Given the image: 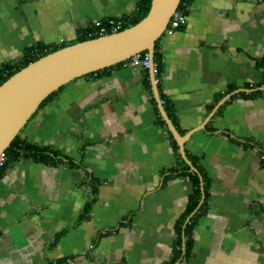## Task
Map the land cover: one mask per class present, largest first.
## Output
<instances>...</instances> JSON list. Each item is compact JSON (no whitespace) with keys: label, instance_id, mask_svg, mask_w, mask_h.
I'll return each mask as SVG.
<instances>
[{"label":"crops","instance_id":"0c3cea01","mask_svg":"<svg viewBox=\"0 0 264 264\" xmlns=\"http://www.w3.org/2000/svg\"><path fill=\"white\" fill-rule=\"evenodd\" d=\"M139 2L0 0V69L31 47L79 40L94 21H128ZM184 11L186 24L156 43V79L208 181L188 254L177 225L197 169L152 71L125 61L64 85L20 132L57 155L4 170L0 264H264V0Z\"/></svg>","mask_w":264,"mask_h":264},{"label":"water","instance_id":"95a60500","mask_svg":"<svg viewBox=\"0 0 264 264\" xmlns=\"http://www.w3.org/2000/svg\"><path fill=\"white\" fill-rule=\"evenodd\" d=\"M181 0H152L149 13L122 31L81 41L60 48L11 76L0 85V154L6 151L41 103L69 82L93 72L128 61L133 55L148 52L154 59L156 43L166 32ZM156 98L161 102L156 75ZM161 114L177 140L184 160L190 135L181 136L168 117L162 102Z\"/></svg>","mask_w":264,"mask_h":264},{"label":"trees","instance_id":"16d2710c","mask_svg":"<svg viewBox=\"0 0 264 264\" xmlns=\"http://www.w3.org/2000/svg\"><path fill=\"white\" fill-rule=\"evenodd\" d=\"M151 1L152 0H140L138 9L136 13L132 16V18L128 21H126L125 26L122 28V30L131 27L141 21L148 13L151 8ZM192 0H181V3L179 5L178 10H184V6L191 3ZM121 30V31H122ZM97 37H80L78 42L94 39ZM70 45V43H65L60 46H36L31 47L28 49V51L25 54L24 60L21 63L18 64H6L1 68L0 71V85L4 83L6 80H8L11 76H13L15 73L20 71L22 68L26 67L30 63L40 59L41 57L54 52L60 48H63L65 46ZM155 60L162 65V58L157 48H155L154 53ZM107 68L99 70L97 72H93L90 74H99L103 71H106ZM159 83V82H158ZM64 86H62L57 91L50 94L40 105L42 107L47 102H49L55 94L61 90ZM39 107V108H40ZM166 109H168L166 107ZM168 111V110H167ZM20 134V133H19ZM19 134L15 137L13 142L11 143L10 147L6 150V153L8 155V161L5 165V167L0 169V178L4 174V170L7 166L11 165L12 163L23 160V159H29L37 162H51L53 163L55 161L57 153L51 152L50 150H47L45 148H40L38 146L26 143L25 141L20 140ZM193 166L196 167L195 161L192 160ZM188 167V166H187ZM189 168V167H188ZM196 172H189V175L191 176L194 184L195 189L194 193L192 194L190 198V205L188 207V210L186 211V214L183 216L181 221L178 222L177 228H178V238L177 243H182V240L185 239V254H188L191 248V231L194 228V226L197 224V221L200 216L205 214L208 211V198L209 193L207 189V179H205V176L203 172L196 167ZM188 172V171H187ZM201 203L200 207L197 209L198 205ZM89 206L87 208V211H89ZM197 209V210H196ZM196 210V211H195ZM195 211V212H194ZM194 213L192 216L191 214ZM191 216V218L188 221V218ZM188 221V222H187ZM180 246V245H179ZM65 260V259H64Z\"/></svg>","mask_w":264,"mask_h":264},{"label":"built area","instance_id":"2783aa9c","mask_svg":"<svg viewBox=\"0 0 264 264\" xmlns=\"http://www.w3.org/2000/svg\"><path fill=\"white\" fill-rule=\"evenodd\" d=\"M186 22H187V16L185 11L177 10L173 14L166 32L171 34L179 27L185 25ZM125 23L126 20L124 19H113V18L100 19L91 23L86 28V30L82 32L81 36L90 38V37H100L111 33H116L122 30V28L125 26ZM128 61L130 62L131 65L139 66L144 69H150L152 73L156 76L160 72V64L155 60V58L152 60L150 54L146 51L133 55ZM155 82L158 83L157 79ZM7 161H8V155L6 151H4L0 154V169L5 167ZM186 262H187L186 259L183 258L180 264H186ZM54 264H59V263H54ZM60 264H75V260L72 257H68Z\"/></svg>","mask_w":264,"mask_h":264},{"label":"rangeland","instance_id":"374dc122","mask_svg":"<svg viewBox=\"0 0 264 264\" xmlns=\"http://www.w3.org/2000/svg\"><path fill=\"white\" fill-rule=\"evenodd\" d=\"M67 43H70V45H71V44L78 43V41H77V40H74V41H67L66 44H67ZM61 45H62V44H61ZM40 46H42V45H40Z\"/></svg>","mask_w":264,"mask_h":264}]
</instances>
